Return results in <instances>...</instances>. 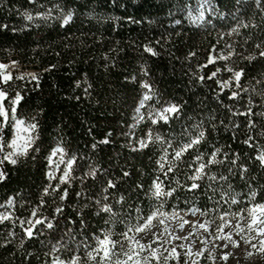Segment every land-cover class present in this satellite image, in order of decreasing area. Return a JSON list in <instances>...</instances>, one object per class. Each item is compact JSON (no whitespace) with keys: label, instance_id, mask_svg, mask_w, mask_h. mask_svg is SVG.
Returning <instances> with one entry per match:
<instances>
[{"label":"trees","instance_id":"16d2710c","mask_svg":"<svg viewBox=\"0 0 264 264\" xmlns=\"http://www.w3.org/2000/svg\"><path fill=\"white\" fill-rule=\"evenodd\" d=\"M262 51L264 0H0V63L7 66L0 91L9 116L0 130V216L8 217L0 220V264H71L76 257L97 264L99 257H88L97 238L110 233L120 242L116 253L121 244L127 250L122 234L161 204L166 213L208 221L204 231L215 241L229 229L217 232L222 215L231 224L238 219L231 214L264 203V165L256 159L264 151ZM173 105L178 111L160 119ZM13 107L23 127L36 125L15 164L4 159L15 137ZM200 132V143L173 160V150ZM214 152L219 162L189 191V177ZM62 158L74 160L63 183ZM154 181L172 194L157 199ZM157 222L147 237L129 233L150 245H131L147 264L226 262L181 245L171 253ZM256 264H264V252Z\"/></svg>","mask_w":264,"mask_h":264},{"label":"snow or ice","instance_id":"6c2138e0","mask_svg":"<svg viewBox=\"0 0 264 264\" xmlns=\"http://www.w3.org/2000/svg\"><path fill=\"white\" fill-rule=\"evenodd\" d=\"M28 19H32V17H28ZM147 51H152L151 49H146ZM261 56H264V51H262L260 53ZM222 59H226V57H221ZM214 62V59L213 58H209V63H213ZM15 63V62H14ZM7 66L6 65H3V64H0V69H4L6 68ZM228 71H232V69H228ZM216 75L215 72L212 73V76L209 77V79H211L212 77H214ZM243 75V72L242 71H236L233 73V78L236 80V81H239L241 76ZM10 75H5L4 76V82H7L8 79H10ZM33 78L35 79V76H33ZM227 86V83H225L223 85V87H226ZM145 87H147V85H145ZM236 96H238V93H233V96L232 98H235ZM6 99V93H4L3 91H0V117L3 118L2 121H0V130L3 129L4 125L8 122V119H9V116H8V112L7 110L3 107V104H2V101ZM145 101L150 99V97L148 95H145L144 98H143ZM21 100V96L19 94H17V96L15 97L14 100L11 101V103L13 105H16L19 103V101ZM143 106V104L141 105ZM12 113H13V116H12V119L15 120V107H13L11 109ZM178 109L176 106H170L166 109H163L159 118L160 119H163L165 122H167L168 120V117L166 115H164V113H175L177 112ZM241 114H245V113H241ZM248 115H251V111L249 110V113H247ZM16 125L19 126L22 122L19 121V120H16L15 121ZM152 123L155 124L157 123V120L156 119H153L152 120ZM36 125H30L29 128H26V129H23L24 131H29L30 129H35ZM203 136H204V133L203 132H200L199 133V136L197 138H194V139H191L190 141H188L187 143L181 145L179 148H176L173 150L174 154H173V157L172 159L173 160H181V158L183 157L184 153L188 152L190 149H192L195 145L199 144L200 141L203 139ZM149 139H151V136H149ZM252 137H249L248 140H245L244 143H248L249 140H251ZM31 144V141H26V144L23 148V151L26 152L27 151V147H29ZM16 145V141L14 140L12 142L11 145H9V147H12ZM148 145L146 143H141V147H147ZM171 146V145H169ZM249 146L251 147L252 145L249 144ZM0 151H3V146H0ZM59 151H62L61 149H57L56 151H54L52 153L53 156H55L57 154V152ZM217 152H219V149L216 150ZM17 153L16 152H13V153H10L8 155H6L4 157V159H8L10 160L11 163L15 164L16 163V160L15 159H12L11 157L13 155H16ZM215 155L216 153H212V158L209 159L206 163H200L199 167L195 170V174L190 176L189 179H191L193 181V183L191 184L190 188H189V191L191 190H194V189H197L200 187L199 184L195 183V181L197 180H200L203 178V176L205 175V172L204 170L207 168V166L209 164H213V163H218L219 161H216L215 159ZM197 160L200 159V157H197L196 158ZM256 159H258L262 165H264V151L260 152V154L256 157ZM2 162V161H0ZM60 163H64L66 166H65V170L63 172V175L60 177V180L61 182L63 183L69 176V172L72 168V165L74 163V160L73 159H68L67 161H64V159L62 158ZM232 163L234 164L235 161H232ZM57 167H59V164H57ZM161 167L163 168V165H161ZM168 171H172V168L169 167ZM246 171V169H245ZM51 175V174H50ZM125 175H127V173H125ZM3 174L0 173V179H3ZM209 179H212V180H215L216 177L215 176H210L208 177ZM221 179H224V177H221ZM154 193L153 195L159 199L163 196H170L172 193L169 191V192H165L163 189H162V186H161V182L159 181H154ZM114 185L110 182L109 183V187H113ZM47 192V189L45 190ZM255 196L256 194L255 193H252L251 194V200L252 201H255ZM233 203H235V201H233ZM162 208H163V205L161 204L158 208H156L155 211H153L150 215H148L145 220H144V223L143 224H140V225H136V226H133V227H130L128 229L127 232L123 233L122 236H123V240L124 241H127L128 244H129V248L127 250H124L123 248V244H121V250L119 252V254L116 253L115 249H116V246L118 243V241H113L111 240L110 236L111 234L110 233H105L103 235V238H97V246L93 249H91L89 252H88V257L89 259L91 260H94L96 261L97 260V257H99V260L97 262V264H147V261H148V257H141V258H137L139 257V252L134 250L131 245L134 241V237L133 236H130L129 233H140V232H144L146 228H148L149 226H152V222L160 217H168L169 215H171L172 217H177V214L175 212L169 214V213H166L164 211H162ZM104 211H110L109 208L105 207L104 208ZM244 213H246V215H241L239 213H236V214H231L233 215V217H238L237 219V223L235 225V232L237 235H241L242 233H245V231L249 234L247 235V237H245L244 235H241V238L244 239V242L247 243V244H250L251 247L253 249H255L257 247L256 244L252 243V240L255 239V237L251 236L250 233L252 232H255L256 233V236L257 237H264V203H256V202H253L251 203L250 207L244 209ZM35 214V213H33ZM195 214V213H193ZM201 215H204V213H201ZM226 215H229V214H225V215H222L220 217V220H221V224L217 227V232L218 233H221L223 232V229L225 227H230V221L226 220L225 219V216ZM8 217L7 216H0V220H3V219H7ZM182 219V218H181ZM244 220H247V224L244 225L241 223V221H244ZM36 223H42V221L40 220H37ZM159 223L160 224H164L165 223V220L164 219H159ZM184 223H188V221H184ZM208 221H205L203 223H199L198 224V227L199 228H202L204 229L205 231L208 230ZM197 226V225H194V227ZM48 227H52L51 224L48 225ZM181 227H183V224H181ZM165 231H167V228H165ZM26 232H27V235L29 237L32 236V230L31 228L29 229H26ZM191 235V233H190ZM153 242L155 243L156 240L158 239V237L156 236L155 233H153ZM174 239H181V237H173ZM188 237H183V239H187ZM222 238H227V240L233 244L234 247H239V244L232 240V233H224V236L221 237V236H218L217 239H222ZM136 245L139 246V250L140 251H143L146 247L150 248V245H143V244H140V241L139 240H135L134 241ZM260 243V251L264 252V239H261L259 241ZM225 247H227V244L225 245ZM176 249L175 248H172L171 249V253H175ZM156 253H157V249H151V256L152 258H157L156 256ZM199 253H197L198 255ZM252 253L249 252L248 255L250 256ZM117 256L116 260L113 261L112 260V257L113 256ZM228 255L230 254H226L223 259H227L228 258ZM78 260L79 258L76 257L72 260L71 264H78ZM193 264H195V262H193Z\"/></svg>","mask_w":264,"mask_h":264},{"label":"rangeland","instance_id":"374dc122","mask_svg":"<svg viewBox=\"0 0 264 264\" xmlns=\"http://www.w3.org/2000/svg\"><path fill=\"white\" fill-rule=\"evenodd\" d=\"M15 121L16 120H14V123H13V128L15 132V137L13 141L14 140L16 141V145L10 147V152H8L6 155L13 153V152H16L17 153L16 155L23 153L24 152L23 148L28 139L29 132L23 130L26 128L23 127L22 124L17 126ZM14 156L15 155H13L11 158L13 159ZM176 214H177V217H172L171 215H169L166 218L165 217L159 218V219H164L165 223L160 225L158 229H160L161 232L164 234L167 243L172 248L177 249V247L181 245V246H185L186 250L190 249L194 253L198 251L208 250L211 252H217L219 253V255H224V256L226 254H230L228 255V258L226 259V262L224 264H235L237 259H239V261H241L242 264H256L257 263L259 259V251H260L259 241L261 237H257L255 232L251 234V236L255 237V239L252 240V243L257 245L255 249H253L251 245L247 243H245L241 247L240 246L234 247L233 244L227 240V238L217 239L215 241H212L211 239H209L204 229L198 227V224L202 223V220L199 217H197L196 214H193V213L191 214L176 213ZM184 221H188V223H184ZM242 222L245 225L247 224V220L241 221V223ZM236 223H237V219L232 221V223L230 224L231 226L224 233H232V240L238 243L236 239L237 234L234 230ZM157 224H160V223L157 222ZM181 224H183V227H181ZM194 225H197V226L194 227ZM165 228H167V231H165ZM153 229H154L153 227L150 229H146L143 235L147 237V235H149L153 231ZM224 233L221 235V237L224 236ZM173 237H181V239H174ZM183 237H188V238L183 239ZM226 244H227V247H225ZM249 252L252 253L250 256L248 255ZM217 261L218 263H220L221 261L220 257L218 258Z\"/></svg>","mask_w":264,"mask_h":264},{"label":"bare ground","instance_id":"6f19581e","mask_svg":"<svg viewBox=\"0 0 264 264\" xmlns=\"http://www.w3.org/2000/svg\"><path fill=\"white\" fill-rule=\"evenodd\" d=\"M8 160V159H7ZM8 161H10V160H8Z\"/></svg>","mask_w":264,"mask_h":264}]
</instances>
